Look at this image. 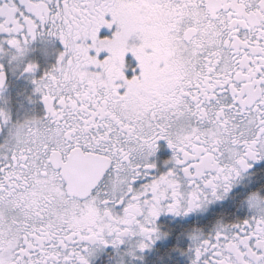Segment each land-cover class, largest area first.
Wrapping results in <instances>:
<instances>
[{
	"label": "snow or ice",
	"instance_id": "1",
	"mask_svg": "<svg viewBox=\"0 0 264 264\" xmlns=\"http://www.w3.org/2000/svg\"><path fill=\"white\" fill-rule=\"evenodd\" d=\"M0 264H264V0H0Z\"/></svg>",
	"mask_w": 264,
	"mask_h": 264
}]
</instances>
